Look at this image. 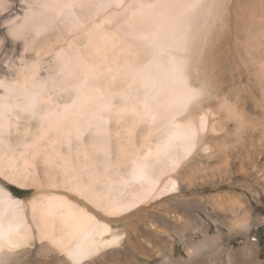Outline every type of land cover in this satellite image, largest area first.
I'll use <instances>...</instances> for the list:
<instances>
[{
	"label": "rangeland",
	"instance_id": "1",
	"mask_svg": "<svg viewBox=\"0 0 264 264\" xmlns=\"http://www.w3.org/2000/svg\"><path fill=\"white\" fill-rule=\"evenodd\" d=\"M60 2L70 7L60 26L37 46L41 63L37 80L50 77L41 102V111L48 114L39 123L22 124L11 147L0 146V184L23 189L22 195L9 190L23 199L31 221L30 204L44 187L62 182L66 163L82 164L90 153L101 174L112 176L110 201L124 202L142 193L150 197V182L131 176L137 166L132 159L121 162L122 153L127 157L135 149L143 153L144 140L154 145L165 139L173 129V116L182 123L193 117L199 134L191 144L174 145L159 159L155 154L147 160L138 157L145 163L142 168L152 167L161 183L176 180V191L143 199L134 210L113 215L85 200L90 211L110 219L114 232L125 234L119 244L101 249L82 264H264V242L259 243L256 231L264 225V0ZM0 11L6 13L0 17L2 23L22 15L24 6L20 0H0ZM152 25L164 35V43L137 36L138 26ZM0 37L5 39L0 78H10L14 73L9 68L21 56L22 43L4 28ZM164 46L188 56L185 72L203 95L185 109L168 98L152 115L140 106L147 86L139 83L135 71L156 53L167 59ZM60 49L73 62L62 71L53 63ZM37 55L30 53L28 59ZM124 60L131 61L132 70L118 69ZM56 102H75L76 108L70 113L48 110ZM127 105L133 109L126 111ZM75 119L88 126L84 138L74 130ZM104 134L111 138L109 167L108 152L91 148L88 141H99ZM120 145L124 149L119 151ZM122 176L125 183H119ZM33 228L32 238L12 249L0 264H75L64 253L45 247L47 242L40 241ZM146 233L149 239L143 241Z\"/></svg>",
	"mask_w": 264,
	"mask_h": 264
},
{
	"label": "bare ground",
	"instance_id": "2",
	"mask_svg": "<svg viewBox=\"0 0 264 264\" xmlns=\"http://www.w3.org/2000/svg\"><path fill=\"white\" fill-rule=\"evenodd\" d=\"M103 18L105 19L106 17ZM139 23L141 25L142 22ZM137 28V36L140 39L149 38V40H153L152 38H154L155 40L164 43V35L162 36L159 34V29L157 27L153 26L151 28V26H138ZM175 29L177 28L175 27ZM175 29L172 27L173 32ZM171 41L172 40H169V42ZM163 49L166 50V56L164 58L167 59L161 58L163 55L160 54V56L156 53L152 58H150V60L146 61L142 65H139L135 71L138 74L140 80L139 83L144 87L147 86V89H145V92L142 95L143 97H141L139 100L142 104L140 106H143V108H145V110L152 115L156 113V107H160L161 105L165 104L164 101H168V98H171V101H173L176 105H179L180 108L185 109L188 108L190 104L198 102L199 98L203 95V89L196 88L191 85L189 82V76L187 75V72H185V65L187 63L188 56L184 58L183 56H180L178 52L171 51V49L167 50V46H164ZM156 51L160 53V49ZM70 57L71 56H69L68 62L69 66L70 63H73ZM119 65L120 67L118 69L132 70L131 61L124 60ZM76 73H78V71H76ZM49 79L50 77L47 78V76L42 79L45 81L44 89H47V86L49 87ZM148 85L150 86V89L148 88ZM40 96L41 100H43L47 94L44 96V94L41 92ZM57 102L52 103L48 110H55L56 112L60 111V113H70L76 108L74 105L76 101L74 103L70 102L66 104H58ZM42 103L40 104V109H42ZM130 107L132 106L127 105L125 106V109ZM131 109H133V107ZM126 111L130 110L128 109ZM72 125H75L74 130L82 137L86 135V130L88 127L86 126L87 124L83 126L82 124L77 123L76 120V123L73 122ZM170 125L173 126V129H170L166 136L163 135L165 139L160 138L154 145L144 140L146 150L143 153H140V150L135 149L132 150L133 155H129L127 157V155L125 156L122 153L120 158L121 162H126L129 159L134 160V164L137 166V169L133 171L131 176H139L142 181L145 179L144 182H150V192L148 193L150 197H148L147 194L142 193L139 195L136 194V197L133 199H125L124 202L116 203L117 201H110L113 193L112 176L110 174H101V171H99L97 167V165H100L97 163L98 160L90 153H88L89 160H86L82 164L71 161L66 163V165L62 168L64 177L62 182L55 181L52 186L48 188L44 187V190H42V193L38 196V198H35L30 204L31 221L29 220V217L26 213V208H24L23 199L16 197L9 189L0 184V260L3 259V257L8 256L12 249L23 246L29 241V239L32 238L34 234L33 226H35L38 231L39 240L47 242L44 243L45 247L49 245L54 249L64 253L67 258L72 260V263L75 264H82L85 261L93 258V256L99 253V251L103 248L119 244L125 233L114 232V229L109 223L110 219L105 218L100 213L90 211L85 204V200L97 208H105V210H107V214L113 215L134 210L139 206L137 204H141L143 199L148 198L146 200H155L165 192L172 193L176 191V180L170 184L167 182L161 183L159 178L157 179V177L153 176L152 167H149L151 169L146 171L142 168L145 164L144 161L142 162L138 160L140 155H143V158L147 160L146 158L154 154L155 157L159 159L162 157L161 152H170L171 147H175L174 145L184 148L191 140L198 136L196 134H199L195 119L193 117L188 120V122L182 123L173 116L170 120ZM108 126V132L110 134L111 127L109 124ZM97 127L96 129L100 130V127ZM99 139V141H95L93 139L88 140L89 146L91 148L100 149L103 151V153L108 152V158L106 159V162L109 165H106L109 167L113 165L111 151L109 150L111 146V138L109 135L105 136L104 134L100 136ZM83 143L86 144L87 142L83 139ZM120 148L121 149H119V151L124 149L122 146ZM1 161L2 159H0V163L3 162ZM87 162L88 164H86ZM121 181L125 183V176H122V179L119 181V183ZM122 185L123 184L121 183L120 186ZM100 217H103L105 221H102ZM110 233H113L112 236L105 238V236ZM143 237V241H147L149 239V235L147 233L146 235L143 234ZM139 241L143 242L141 240Z\"/></svg>",
	"mask_w": 264,
	"mask_h": 264
},
{
	"label": "clouds",
	"instance_id": "3",
	"mask_svg": "<svg viewBox=\"0 0 264 264\" xmlns=\"http://www.w3.org/2000/svg\"><path fill=\"white\" fill-rule=\"evenodd\" d=\"M24 6L22 15H13L3 20L0 28L7 35L22 43L21 56L11 65L10 78H0V146L11 147L19 127L41 122L47 113L42 112L40 93L45 81L37 80L41 63L37 55V46L42 37L60 26L64 12L70 5L60 0H20ZM6 13L0 11V17ZM5 39L0 37V49ZM28 48L26 54L24 49ZM36 53L37 59L29 60L28 55ZM69 54L60 49L53 56V63L62 71L67 67ZM59 116V114H58Z\"/></svg>",
	"mask_w": 264,
	"mask_h": 264
},
{
	"label": "trees",
	"instance_id": "4",
	"mask_svg": "<svg viewBox=\"0 0 264 264\" xmlns=\"http://www.w3.org/2000/svg\"><path fill=\"white\" fill-rule=\"evenodd\" d=\"M9 189L16 195H22L23 194V189L16 187L14 185H9ZM257 231V236L259 238V243L262 244L264 242V236L262 232L264 231V225L260 226L256 229Z\"/></svg>",
	"mask_w": 264,
	"mask_h": 264
}]
</instances>
